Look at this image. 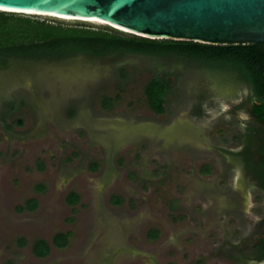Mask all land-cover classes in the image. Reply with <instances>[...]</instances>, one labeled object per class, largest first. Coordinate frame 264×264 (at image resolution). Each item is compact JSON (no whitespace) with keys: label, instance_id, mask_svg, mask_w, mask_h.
<instances>
[{"label":"rangeland","instance_id":"374dc122","mask_svg":"<svg viewBox=\"0 0 264 264\" xmlns=\"http://www.w3.org/2000/svg\"><path fill=\"white\" fill-rule=\"evenodd\" d=\"M163 71L155 113L144 87ZM249 96L230 72L171 54L11 58L0 67V264H264L252 253L264 194L238 155L253 135L250 165L263 158ZM31 198L35 209H18ZM57 232H70L66 246L52 245ZM38 238L44 257L31 251Z\"/></svg>","mask_w":264,"mask_h":264},{"label":"trees","instance_id":"16d2710c","mask_svg":"<svg viewBox=\"0 0 264 264\" xmlns=\"http://www.w3.org/2000/svg\"><path fill=\"white\" fill-rule=\"evenodd\" d=\"M120 33V30L110 27L104 30L65 26L0 11V67H6L11 58L52 59L74 53L98 56L110 52H135L171 54L178 58L199 60L220 73L228 71L247 84L250 90L249 112L262 126L255 129L263 154L259 165H250L248 157L247 147L253 142V135L246 136L247 146L238 155L254 173L264 194V43L210 44L191 40L129 37ZM166 73L163 71L161 76L153 75L144 87L147 102L155 113L164 111L166 94L170 88V79ZM109 101L104 99L103 105L109 106ZM204 171H209V168L205 166ZM78 199L75 192H70L66 197L69 203H75ZM36 206V200L31 198L24 205L18 206V209L33 210ZM262 224L264 227V216ZM150 236L154 237L155 232H151ZM69 237L70 232H57L51 243L56 247H64ZM252 249L256 261L264 259V236L258 239ZM31 251L37 257H44L50 252V244L45 239H35Z\"/></svg>","mask_w":264,"mask_h":264},{"label":"water","instance_id":"95a60500","mask_svg":"<svg viewBox=\"0 0 264 264\" xmlns=\"http://www.w3.org/2000/svg\"><path fill=\"white\" fill-rule=\"evenodd\" d=\"M0 11L94 18L151 39L264 43V0H0Z\"/></svg>","mask_w":264,"mask_h":264},{"label":"bare ground","instance_id":"6f19581e","mask_svg":"<svg viewBox=\"0 0 264 264\" xmlns=\"http://www.w3.org/2000/svg\"><path fill=\"white\" fill-rule=\"evenodd\" d=\"M25 13L28 14L29 11H25ZM34 13H40V14L49 15V16H56V17H63V18H66V17H64V16L57 15V14H55V13H51V12L35 11ZM89 21L94 22V23H98V24H106V25H109V26H111V27H113V28H115V29H118V30H120V31H126V29H124V28H121V27L115 26V25H113V24H111V23H108V22H106V21H103V20H99V19H94V18H92V19H89Z\"/></svg>","mask_w":264,"mask_h":264}]
</instances>
